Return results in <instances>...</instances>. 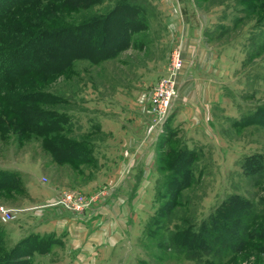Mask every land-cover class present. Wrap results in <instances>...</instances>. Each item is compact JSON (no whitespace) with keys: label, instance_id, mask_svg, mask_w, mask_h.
<instances>
[{"label":"rangeland","instance_id":"1","mask_svg":"<svg viewBox=\"0 0 264 264\" xmlns=\"http://www.w3.org/2000/svg\"><path fill=\"white\" fill-rule=\"evenodd\" d=\"M138 2L145 11L143 28L137 30L131 36V43L114 57L97 62L77 58L70 67L49 74L26 70L10 79L0 75V120H7L9 115L18 118L13 110L18 105L33 103L20 94L39 89L65 97L62 102H38V105L71 114L73 131L65 134L79 137L83 129H89L96 123L91 119L85 126L83 117L99 113L103 99L120 102L126 110L123 114L136 110L135 106H127L129 99H139L140 104H146L148 109V126L159 124L153 135L155 168L156 154L180 145L195 150L198 156L199 176L182 191L184 202L175 207L167 227L161 228L156 235L164 237L168 243L169 230L174 229L175 222H180L181 218L198 222L230 193L252 200L259 214L257 222L264 225V0ZM195 42L198 47H195ZM197 49L199 53H205L201 65L197 63L199 59L190 56ZM190 62L193 68L200 66L202 91L209 105L208 124L215 134L213 136L202 126L200 113L194 111L195 104L190 103L188 74L184 72L185 65ZM181 78H185L183 85H187L182 92ZM171 87L176 88V93L169 97L167 94ZM166 96L170 99L168 110L162 105ZM26 110L35 114L33 109ZM137 111L145 113L140 109ZM255 111L258 113L254 114ZM34 117L43 119L39 113ZM17 120L20 128L15 129L2 122L4 129H0V168L16 170L18 178L12 187L0 188V204L16 214L15 219L0 222L7 247L27 233H20L18 239L13 237L26 228L17 224L19 216L29 219V227H34L37 210L60 205L62 208L57 214L81 213L91 207L96 196V190L91 192L79 186L88 178L82 176L79 165L55 161L43 146L40 134L26 130L24 120ZM154 130L156 126L150 133L153 134ZM100 134L99 131L90 136L94 148ZM163 137L167 138L166 144L162 143ZM255 158L259 159L258 168L251 162L255 163ZM90 164L95 166L96 161ZM244 164L254 169L247 171ZM156 172L157 175L167 173L166 170ZM58 176L64 180L62 184L57 183ZM27 180H32V184L37 186L53 188L55 200L35 201L33 192L30 191L31 195L28 193L30 185ZM67 191L86 198V205L80 210L64 206L60 199ZM157 203L154 192L151 206L149 202L141 205L138 234L136 238L133 234L124 237L126 251L118 255L125 258L115 261L116 264H137L138 260L148 264H264L262 229L251 234L247 246L241 250L225 252L215 259L209 255L184 257L158 246L154 243L156 238L145 230ZM7 231L14 235L9 236ZM135 231L133 227L132 233ZM31 264H34L32 259ZM36 264H51V260L42 259Z\"/></svg>","mask_w":264,"mask_h":264},{"label":"trees","instance_id":"2","mask_svg":"<svg viewBox=\"0 0 264 264\" xmlns=\"http://www.w3.org/2000/svg\"><path fill=\"white\" fill-rule=\"evenodd\" d=\"M101 3L105 4L98 7ZM144 12L138 0H0V75L10 79L26 70L49 74L70 67L77 58L97 62L114 57L143 28ZM20 96H26L33 103L18 105L13 110L15 116L24 120L26 130L40 134L43 146L55 161H68L73 166L95 162L90 136L99 132L97 123L79 137L67 136L66 132L73 131L71 114L38 105V102H62L65 97L39 89ZM26 108L42 114L43 119L37 120ZM6 118L0 124L5 122L20 128L18 118L10 115ZM166 142L167 138L163 137L162 143ZM197 157L195 150L184 145L156 154V170L167 173L156 177L154 192L158 203L145 230L156 238L155 244L184 257L209 255L215 259L225 252L236 253L247 246L251 234L264 230V225L257 222L259 214L253 201L237 193L228 194L198 222L189 218L175 222L174 229L169 230L168 243L156 235L167 227L175 207L184 202L182 191L199 176ZM258 160L251 161L257 168ZM244 168L254 169L251 165ZM16 173L14 169L0 168V188L12 187L18 181ZM4 235L0 225V264H31L34 251L46 253L59 242L52 233L31 232L7 247ZM137 264L148 263L138 260Z\"/></svg>","mask_w":264,"mask_h":264},{"label":"crops","instance_id":"3","mask_svg":"<svg viewBox=\"0 0 264 264\" xmlns=\"http://www.w3.org/2000/svg\"><path fill=\"white\" fill-rule=\"evenodd\" d=\"M195 38H193L194 43ZM196 46L197 42H195ZM199 59L197 63L203 64L205 53H190ZM192 63L186 64L184 72L188 74L190 86V103L195 104L200 113L202 126L211 136L215 135L208 124V103L202 91V78L200 70ZM184 73V74H185ZM185 78H181V86ZM216 83L215 81H211ZM186 83L181 92L186 89ZM102 109L99 113L84 116V125L89 124L91 119L98 124L101 132L99 141L94 148L96 165L80 163V171L83 180L80 187L87 191H95L91 207L81 213L69 212V214H57L61 210L60 205H50L35 213L36 224L29 227V219L19 216L17 224L22 232L9 236L19 238L23 234H44L51 232L59 239L46 253L34 251L31 254L33 263L43 260H51V264H116L117 260L126 251L124 237L136 238L141 218V205L154 200V184L157 176L155 168V141L154 133L157 125H148V109L146 104L141 105L139 99H129V107L135 106L136 110H130L129 114H123V105L114 103L113 99H103ZM143 110L145 113H139ZM77 122H80L78 120ZM156 126L153 134L152 128ZM84 128V126H83ZM88 128V127H87ZM86 128V129H87ZM83 129L81 132L87 131ZM149 129V132H148ZM56 164V163H52ZM61 183L64 181L58 176ZM73 181V178L70 177ZM30 187L28 193L33 192L35 201L52 202L55 200V191L46 186L32 184L27 180ZM55 183L54 185H59ZM31 195V193L29 194ZM144 201V202H143ZM133 227L136 229L134 233ZM19 233V235H18ZM18 235V236H17ZM134 243V239L132 238ZM118 257H120L118 259ZM123 258V259H122ZM53 261V262H52Z\"/></svg>","mask_w":264,"mask_h":264},{"label":"built area","instance_id":"4","mask_svg":"<svg viewBox=\"0 0 264 264\" xmlns=\"http://www.w3.org/2000/svg\"><path fill=\"white\" fill-rule=\"evenodd\" d=\"M178 65L179 63L177 62L176 66ZM175 93H176V88L173 89L171 87L167 95L170 94L169 97H172ZM169 101L170 99L168 98V96H166L165 100L162 101V105L165 107V110H168L170 106ZM60 200L64 204V206H68L69 208L76 210H80L87 203L86 198H83V196L73 193L72 191L65 192ZM15 218H16L15 211L11 210L10 208L6 207L3 204H0V222L11 221Z\"/></svg>","mask_w":264,"mask_h":264}]
</instances>
